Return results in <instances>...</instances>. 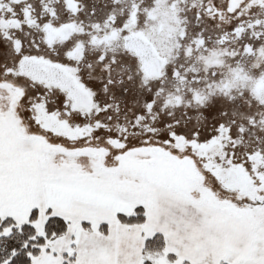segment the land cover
Segmentation results:
<instances>
[{
    "label": "snow or ice",
    "instance_id": "obj_1",
    "mask_svg": "<svg viewBox=\"0 0 264 264\" xmlns=\"http://www.w3.org/2000/svg\"><path fill=\"white\" fill-rule=\"evenodd\" d=\"M0 264H264V0H0Z\"/></svg>",
    "mask_w": 264,
    "mask_h": 264
}]
</instances>
